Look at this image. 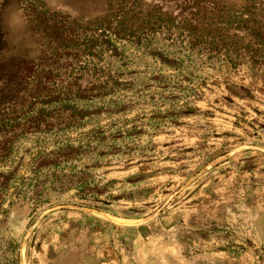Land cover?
Segmentation results:
<instances>
[{
	"label": "rangeland",
	"instance_id": "1",
	"mask_svg": "<svg viewBox=\"0 0 264 264\" xmlns=\"http://www.w3.org/2000/svg\"><path fill=\"white\" fill-rule=\"evenodd\" d=\"M110 3L145 24L146 14L175 23L167 29L192 41L193 58L176 50L180 63L135 67L121 111L91 116L77 133L94 125L99 135L60 168L37 169L34 142H20L0 166L15 171L0 264H264V0ZM109 7L0 0L2 56L39 57L43 18L81 30Z\"/></svg>",
	"mask_w": 264,
	"mask_h": 264
},
{
	"label": "trees",
	"instance_id": "2",
	"mask_svg": "<svg viewBox=\"0 0 264 264\" xmlns=\"http://www.w3.org/2000/svg\"><path fill=\"white\" fill-rule=\"evenodd\" d=\"M109 5V12L98 23L81 30L70 26L69 17L63 26L39 20L37 33L43 51L36 58H4L8 44L0 28V166L12 162L24 140L35 144L37 169L60 168L73 161L72 153L89 146L99 135V127L91 125L86 132H77L99 109L121 111L135 67L180 63V58L170 57L176 50L193 58L192 41L184 42L167 29L168 24L179 30L175 23L163 27L160 18L146 14L142 20L149 22L145 24L138 21L134 7L114 11L110 0ZM74 133L87 137L86 144L70 143ZM51 141L55 150L48 151ZM14 179L15 171H0V211ZM42 192L34 186L32 200Z\"/></svg>",
	"mask_w": 264,
	"mask_h": 264
}]
</instances>
